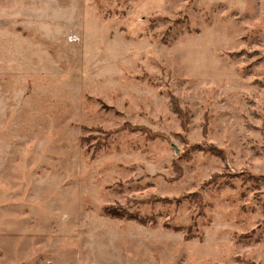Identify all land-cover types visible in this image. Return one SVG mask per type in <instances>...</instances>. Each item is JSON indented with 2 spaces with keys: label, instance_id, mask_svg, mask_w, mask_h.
I'll return each mask as SVG.
<instances>
[{
  "label": "rangeland",
  "instance_id": "374dc122",
  "mask_svg": "<svg viewBox=\"0 0 264 264\" xmlns=\"http://www.w3.org/2000/svg\"><path fill=\"white\" fill-rule=\"evenodd\" d=\"M0 264H264V0H0Z\"/></svg>",
  "mask_w": 264,
  "mask_h": 264
},
{
  "label": "trees",
  "instance_id": "16d2710c",
  "mask_svg": "<svg viewBox=\"0 0 264 264\" xmlns=\"http://www.w3.org/2000/svg\"><path fill=\"white\" fill-rule=\"evenodd\" d=\"M172 105H173V112L176 113L179 117L182 118V122H181L182 128L187 131V127H188L187 117L185 116V114L180 109V107L178 105V101L176 99H174V98H172ZM126 128H129L131 131H136V132L141 133V135L143 137H145L147 140H155V139L164 137L163 135L158 134V133H154V132L148 130L147 128H145V127H138V126L133 127V126H131L129 124L124 125L123 128H121V130H124ZM193 200L196 202L198 208L200 209V212L203 213V209L205 207V204L203 203V200L198 195H194L193 196ZM106 210L109 213H114L113 215H116V216H119V217L125 215L124 211L122 212V210L117 209V208H107ZM138 221L141 224H146V221L144 219L139 218ZM178 231H184V228H180V229H178Z\"/></svg>",
  "mask_w": 264,
  "mask_h": 264
}]
</instances>
